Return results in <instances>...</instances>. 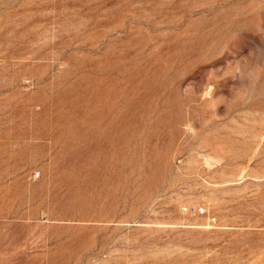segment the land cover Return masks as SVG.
Listing matches in <instances>:
<instances>
[{
  "label": "rangeland",
  "instance_id": "1",
  "mask_svg": "<svg viewBox=\"0 0 264 264\" xmlns=\"http://www.w3.org/2000/svg\"><path fill=\"white\" fill-rule=\"evenodd\" d=\"M0 264H264V0H0Z\"/></svg>",
  "mask_w": 264,
  "mask_h": 264
},
{
  "label": "built area",
  "instance_id": "2",
  "mask_svg": "<svg viewBox=\"0 0 264 264\" xmlns=\"http://www.w3.org/2000/svg\"><path fill=\"white\" fill-rule=\"evenodd\" d=\"M200 212H202V213L205 212V208H201ZM213 220H215V219H213Z\"/></svg>",
  "mask_w": 264,
  "mask_h": 264
}]
</instances>
